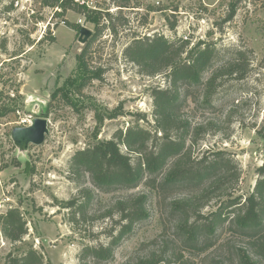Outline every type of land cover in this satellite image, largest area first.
I'll list each match as a JSON object with an SVG mask.
<instances>
[{"label": "rangeland", "instance_id": "374dc122", "mask_svg": "<svg viewBox=\"0 0 264 264\" xmlns=\"http://www.w3.org/2000/svg\"><path fill=\"white\" fill-rule=\"evenodd\" d=\"M85 1L112 18L103 17L97 29L83 13L64 10L63 0H0V108L6 113L0 116V216L17 207L28 228L22 242H11L0 224V264L9 253L20 254L29 246L43 254L45 264H79L84 247L110 242L119 225L118 215L110 217L108 210L134 192L149 195V218L134 225L111 260L90 258V264H125L160 253L166 243L163 264H237V250L249 241L228 224L207 248H193L179 239L168 199L162 201L143 183L132 190L103 192L89 175H71L69 165L78 149L112 138L139 114L146 116L140 124L151 127L152 88L167 85L166 72L146 75L124 51L135 37L163 34L170 40L187 39L190 47L199 41L215 46L212 70L237 50L245 52L239 73L220 72L213 107L200 105L202 87H187L185 110L195 123L212 122L193 147V156L224 150L241 169L239 181L227 184L228 192L242 199L251 194L264 162L259 133L264 131V0ZM82 26L93 31L86 43L79 41ZM84 49L88 70L78 59ZM37 117L48 120L45 141L16 145L13 128L29 126ZM190 194L180 188L172 197ZM67 201L73 203L67 206ZM219 202L213 197L203 212Z\"/></svg>", "mask_w": 264, "mask_h": 264}, {"label": "trees", "instance_id": "16d2710c", "mask_svg": "<svg viewBox=\"0 0 264 264\" xmlns=\"http://www.w3.org/2000/svg\"><path fill=\"white\" fill-rule=\"evenodd\" d=\"M61 7L83 13L97 29L103 17L112 18L107 10L89 8L85 0L83 3L63 0ZM72 27L79 29L80 25L72 24ZM216 50L204 41L190 47L187 39L170 40L163 34L135 37L125 48V57L146 75L166 72L167 85L152 88L154 122H150L151 127L141 125L140 121L146 116L139 114L135 123L117 130L112 138L96 140L78 149L70 160L69 172L76 177L89 175L95 187L103 192L132 190L143 183L162 201L169 200V216L175 220L176 233L185 244L193 248L210 245L208 241L211 242L218 229L228 224L249 241L248 246L237 250V264H263L264 162L257 169L259 178L254 191L242 199V196L233 197L226 187L232 181L238 182L241 176L234 158L227 156L224 150L199 156L192 154L193 147L212 122L195 123L186 115L187 87H202L200 105L213 107L220 72L224 69L230 74L239 73L243 65L245 52L237 50L234 58L218 70H212ZM86 54L87 49H84L78 59L88 70ZM4 114L0 108V116ZM259 133L264 137V131ZM180 188H188L192 194L172 197ZM215 196L220 199L219 204L205 214L204 208ZM148 199L146 192L128 193L118 198L107 214L113 218L118 215L116 233L111 232L108 244L84 247L79 264H90V258L98 263L111 260L115 247L133 231L134 225L149 218ZM72 203L67 201L66 205ZM0 218L5 237L11 242H22L28 228L21 210L11 207ZM168 248L166 243L160 253L153 251L125 264H163ZM4 264H45V261L42 253L29 246L20 254L9 253Z\"/></svg>", "mask_w": 264, "mask_h": 264}, {"label": "water", "instance_id": "95a60500", "mask_svg": "<svg viewBox=\"0 0 264 264\" xmlns=\"http://www.w3.org/2000/svg\"><path fill=\"white\" fill-rule=\"evenodd\" d=\"M93 36V31L85 26L80 29L79 41L86 43ZM49 133L48 120L37 117L29 126H17L12 130V139L18 146L27 147L30 144L40 145Z\"/></svg>", "mask_w": 264, "mask_h": 264}]
</instances>
